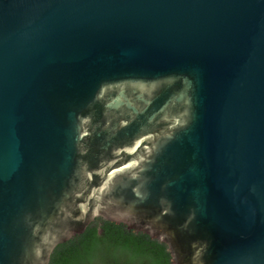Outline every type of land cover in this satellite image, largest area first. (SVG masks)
Here are the masks:
<instances>
[{
  "label": "water",
  "instance_id": "water-1",
  "mask_svg": "<svg viewBox=\"0 0 264 264\" xmlns=\"http://www.w3.org/2000/svg\"><path fill=\"white\" fill-rule=\"evenodd\" d=\"M96 217L264 264V0H0V264Z\"/></svg>",
  "mask_w": 264,
  "mask_h": 264
},
{
  "label": "trees",
  "instance_id": "trees-1",
  "mask_svg": "<svg viewBox=\"0 0 264 264\" xmlns=\"http://www.w3.org/2000/svg\"><path fill=\"white\" fill-rule=\"evenodd\" d=\"M49 264H171V257L164 242L96 217L82 233L58 244Z\"/></svg>",
  "mask_w": 264,
  "mask_h": 264
}]
</instances>
